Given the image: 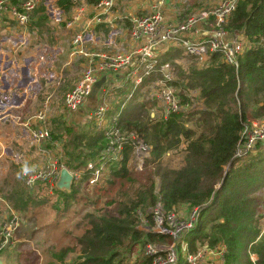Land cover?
<instances>
[{
  "label": "trees",
  "instance_id": "16d2710c",
  "mask_svg": "<svg viewBox=\"0 0 264 264\" xmlns=\"http://www.w3.org/2000/svg\"><path fill=\"white\" fill-rule=\"evenodd\" d=\"M97 1L86 0L88 4ZM183 1L180 0V3ZM207 1L192 0V5L201 8ZM43 3L44 0H40L30 14L27 25L30 30L52 28L48 24L49 17ZM55 3L61 9L59 24L65 25L66 16H72L73 0H56ZM182 13L188 14L189 7H184ZM7 19L6 16L2 18L4 23L9 24ZM225 28L231 32H241L248 46L239 57L237 69L224 62L219 53L211 54L203 66L195 69L191 64L188 67L174 64L178 63L176 56L181 54L178 48L169 46L160 56V62H169L173 66L174 79L170 83L175 90L181 89L179 83H185L186 90L195 89L198 92L196 103L200 106L149 122L147 105L156 103L155 98L149 96L151 86L160 77L159 73L144 76L132 97L124 103L122 116H118L121 132L126 136L134 134L152 146L150 156L153 168L148 172V177L152 180L154 176L158 182H151L147 202L143 199L137 202L132 200L129 204H123L116 217L97 218L87 223L84 235L77 241L83 257L78 264H144L147 260L134 251L136 245L163 237L138 229L134 210L141 208L145 211L144 203L151 206L157 199L162 201L166 210L178 209L183 205L198 207L197 224L189 240L191 248L196 242L208 245L223 243L227 249L223 264H264V225L261 228V223H258L259 202L256 197L264 186V140L259 141L254 150L246 155L235 156L244 126L251 120L264 119V0H240L228 16ZM131 87V84L128 85L126 92ZM147 94L150 100H147ZM123 100L117 98L109 116L116 113ZM187 122L192 126H186ZM91 125L92 130L82 127L83 132L76 133L70 151L67 150L65 134H71L72 126L77 127V124L69 121L63 130L57 128L56 132H51L54 139L61 142L69 169L99 160L105 136L95 129L92 122ZM182 142L185 147L179 148ZM82 143L89 147L90 152L79 160L76 158L82 154ZM177 148L179 150L176 152L183 153L181 161L175 165L165 161L163 155ZM128 157L129 148L126 147L122 160L107 161L97 183L105 173V181L109 185L115 179H127ZM88 178L86 172L83 181L86 182ZM7 181L11 184V191L5 197L13 200L17 206H29L34 199L55 197L35 196L10 176ZM60 192L67 194L58 189L55 194ZM201 234L210 244L206 239L200 240ZM250 254H255L257 260H252ZM62 256L64 254H59L57 258Z\"/></svg>",
  "mask_w": 264,
  "mask_h": 264
},
{
  "label": "built area",
  "instance_id": "2783aa9c",
  "mask_svg": "<svg viewBox=\"0 0 264 264\" xmlns=\"http://www.w3.org/2000/svg\"><path fill=\"white\" fill-rule=\"evenodd\" d=\"M114 1L98 0L94 4V14L87 22H84L72 38L71 55L86 56L88 64L84 67L77 83L65 93L63 105L69 112L76 113L84 104L98 81L99 73L121 71L128 68L130 64L134 66L131 71L134 85H139L144 76L160 74L153 86L151 96L155 98L165 118L171 113L195 109L196 106H200L196 103L198 92L194 91L186 95L174 89L170 83L171 64L160 62V53L170 46L180 49L185 56L194 57L201 63H206L211 54L219 53L224 62L237 69L239 57L248 47L241 32H231L225 28L228 16L236 9L240 0H220L211 7L189 12L176 20L167 19L163 13L162 6L165 0H153L148 12L129 15L114 14L112 10ZM39 2L40 0H16L15 2L0 0V18L6 16L24 29L29 22L31 12ZM81 13L80 8L71 19L65 20L66 27L75 26ZM117 19L128 23V35L137 43V46L124 53L90 51L85 48L86 33L93 28V25L107 24L114 28ZM108 109L109 104L102 100L90 112L95 129L105 136V144L99 160L89 161L81 169H69L66 166L65 153L59 143L55 142L53 147H46L45 143L51 140L49 130L43 125L34 126L47 119L46 102L43 108L22 123L42 157L37 167L22 173L25 187L35 194H54L57 190L56 182L60 170L63 168L71 174L73 184L78 183L88 172L89 178L86 184L92 186L98 182L107 161L123 159L126 147L129 148L127 167L132 162L135 168L137 165V168L141 169L145 160L150 157L152 146L134 134L124 135L118 125L119 115L109 116ZM262 140H264V120H251L244 126L235 156L246 155ZM184 206L186 205L178 209L166 210L162 201L157 199L145 211L141 208L134 210L138 218V229L163 237L161 240L143 243L140 251L143 253L141 258L147 260L144 264H178L180 249L186 253V264L224 262L226 245L223 243L208 245L196 242V250L190 249L191 244L187 234L196 227L198 207L192 208L188 216H185ZM2 217L4 220L0 223V257L5 249L13 246L14 233L25 221L21 210L11 206L5 207Z\"/></svg>",
  "mask_w": 264,
  "mask_h": 264
},
{
  "label": "crops",
  "instance_id": "0c3cea01",
  "mask_svg": "<svg viewBox=\"0 0 264 264\" xmlns=\"http://www.w3.org/2000/svg\"><path fill=\"white\" fill-rule=\"evenodd\" d=\"M152 1L115 0L112 10L114 14L119 15H129L137 12L145 13L150 10ZM168 1L165 0L162 6L163 13L167 19L176 20L186 14L182 13L184 6H182L183 3H180V0ZM219 1L208 0L205 2L206 6L196 9L191 8L192 10L189 8V12L211 7ZM76 2H78L77 5ZM73 4L72 16L67 15L66 20L71 19L80 8L82 10L81 16L77 20L78 23L73 27L60 25V16L57 20H54L48 14V24L52 26L49 30H30L28 26L24 29L10 27L8 23H4L0 18V223L4 220L2 213L6 206L20 210L19 206L5 197L6 193L11 191V184L7 181L6 176H10L13 179L15 175H18V179L22 181V173L37 167L42 160L37 147L31 141L22 123L43 108L46 102L48 109L47 119L41 124L39 123V125L45 126L51 135V140L45 143L46 147H50V145L53 147L55 142L59 144L60 142L54 139L52 131L56 132L57 128L63 130L71 120H75L77 125L83 123L84 130H92L91 122L93 125L94 122L90 117V112L102 100L109 104L107 113L109 114L115 106L117 98H124L115 113L122 116L121 111L124 108V103L132 97L134 89L140 85H134L132 80L133 74L131 71L134 67L132 64L121 71L101 72L90 95L76 113L69 112L64 108L65 93L77 83L84 67L88 64L86 56L71 55L72 38L95 11L94 4H88L86 0H73ZM7 21H9V24L14 22L10 19H7ZM115 24L114 28L107 24L93 25V28L86 33L84 39L85 48L90 51L124 53L137 46V43L131 40L128 35V23L117 19ZM5 27L12 29L6 31L5 34L7 36H11V34L18 36V33H21L20 39L12 40L11 43L9 40H5L8 37L2 38L1 28ZM162 53H160V56ZM181 53L184 54L182 51ZM69 73L73 75H69ZM74 74H76V77ZM130 84L132 86L131 90L126 92ZM153 86L154 84L151 86L152 89ZM149 97L152 96L150 95ZM147 100H150L148 99V94ZM147 111L149 122L166 119L157 103L155 105L154 103L153 105H147ZM51 142H54V144ZM26 145H28V148H23L26 156H21L26 164L20 166V161H17L20 154L13 147L19 146L21 151V146L24 147ZM14 155H16V158ZM12 172L14 174H11ZM21 185L24 189H28L25 185ZM33 194L35 196L40 195V193ZM50 195L53 196L54 194ZM5 250L1 254L2 257H4Z\"/></svg>",
  "mask_w": 264,
  "mask_h": 264
},
{
  "label": "rangeland",
  "instance_id": "374dc122",
  "mask_svg": "<svg viewBox=\"0 0 264 264\" xmlns=\"http://www.w3.org/2000/svg\"><path fill=\"white\" fill-rule=\"evenodd\" d=\"M212 1V0H211ZM216 1V0H213ZM56 0H44V7L48 16L52 19H58L61 16V9L56 6ZM78 2H76L77 5ZM205 4L204 6H206ZM184 7L188 6L190 9H196L192 5V0H186L183 5ZM191 9V10H192ZM190 10V11H191ZM10 27H23L19 26L15 22L8 24ZM28 25V24H27ZM27 27V26H26ZM3 34L2 38H7L12 43V40L20 39L21 33H18V36L15 34L6 35L7 30H12L11 28L7 29L1 28ZM24 34V33H22ZM6 41V42H7ZM34 54V52H33ZM176 59L179 64L184 67H188L190 64L194 67L200 68L203 66L204 62H199L198 60L191 59L184 54H179ZM180 57V58H179ZM182 57V58H181ZM175 67V66H174ZM170 73L172 76L171 81L173 80V66L170 65ZM69 75H73L69 73ZM76 77V74H74ZM170 81V82H171ZM185 83H179L181 90L177 92H183L186 95L192 94L195 89L186 90L187 87ZM174 87V86H173ZM175 89V88H174ZM156 103H154L155 105ZM33 112V110H31ZM148 118V115H147ZM257 120L258 119H254ZM264 120V119H262ZM70 122H75L71 120ZM77 122V121H76ZM35 127L39 126V123L34 125ZM71 126V125H70ZM186 126H192L190 122H187ZM83 123L77 125V127L72 126L71 134H65V141L67 142V150L70 151L71 144L76 133H81ZM85 132V131H84ZM89 133V132H87ZM59 142V141H58ZM61 143V142H60ZM82 154L76 159H81L84 154L90 152L89 147L84 146L82 143ZM26 146H21V151L19 146L13 147L15 151H18L20 155L18 157L25 155L26 152L23 148ZM185 143L182 142L179 148H183ZM28 148V147H27ZM173 149L169 150V154H164L165 161H171L172 164H177L181 161L183 153L180 151L176 152ZM176 152V153H175ZM26 156V155H25ZM16 158V155H14ZM17 160L20 161V166L25 165L26 162L21 157ZM16 161V160H15ZM76 162V160H73ZM151 163V164H150ZM3 164V162H2ZM136 165V163H135ZM151 162V156L145 160L143 167L138 169L132 162L128 168L129 177L124 180L115 179V182L111 185L106 183L105 177L107 173L104 174V177L99 181V183L94 184V186L87 185L83 181V177L76 184H71V188L67 191V194L60 192L59 194L54 193V198L46 197L44 199H34L29 206H19L25 221L19 227L18 231L14 234L13 240L15 243L12 248L5 250L4 263L5 264H78L83 260L81 251L77 246V241L82 238L84 235L87 223L89 221L96 220L97 218H110L116 217L118 215V210L123 206V204H129L130 201L134 200L135 202L143 199L147 202L150 199V186L151 182H158L157 178L153 176L152 180L148 177V172L153 168ZM83 168L80 167V169ZM227 168V167H226ZM225 168V169H226ZM72 170L78 168H70ZM11 174H14L13 172ZM8 176H6V179ZM22 177V176H21ZM15 182L19 185L22 184V181L18 179V175L14 176ZM17 178V179H16ZM24 180V179H23ZM157 184V183H156ZM157 186L155 187L156 192ZM52 196L50 194H44ZM67 195V198L66 196ZM69 195V196H68ZM256 197L259 202V207L257 209V214L259 216L258 223L264 225V186L260 191L257 192ZM13 201V200H12ZM146 207L145 210L149 207L147 203H144ZM191 206H184L183 213L185 216L191 212ZM208 224V223H206ZM210 225V224H209ZM209 225L206 226L208 229ZM260 228V229H261ZM203 232L210 234V232ZM200 240L206 239L204 234H201ZM191 232L187 234V239H191ZM207 236V235H206ZM161 240L160 238L155 240ZM208 239H206V242ZM146 242V241H144ZM144 242H140L134 248V251L142 255L141 246ZM209 243V241H208ZM210 244V243H209ZM191 250L195 251L196 247L193 245ZM227 251V249H226ZM53 254L55 256H53ZM59 254H64V256L57 258ZM245 258V255H243ZM252 260H257V256L250 254ZM141 257V256H139ZM179 263L186 264V253L181 249L179 250ZM210 264H223V262L211 261Z\"/></svg>",
  "mask_w": 264,
  "mask_h": 264
},
{
  "label": "water",
  "instance_id": "95a60500",
  "mask_svg": "<svg viewBox=\"0 0 264 264\" xmlns=\"http://www.w3.org/2000/svg\"><path fill=\"white\" fill-rule=\"evenodd\" d=\"M72 184V176L66 168L60 170L56 188L61 191H69ZM0 264H5L4 259L0 257Z\"/></svg>",
  "mask_w": 264,
  "mask_h": 264
}]
</instances>
